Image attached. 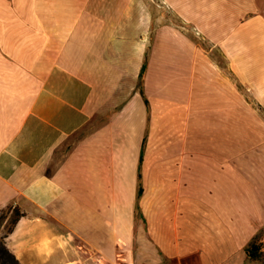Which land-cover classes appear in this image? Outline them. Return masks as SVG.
Listing matches in <instances>:
<instances>
[{
    "label": "crops",
    "instance_id": "0c3cea01",
    "mask_svg": "<svg viewBox=\"0 0 264 264\" xmlns=\"http://www.w3.org/2000/svg\"><path fill=\"white\" fill-rule=\"evenodd\" d=\"M144 1L0 0V209L22 213L3 234L20 264H264V119L232 78L264 76V47L209 36L224 67L168 25L148 36ZM163 1L207 35L239 25L240 0Z\"/></svg>",
    "mask_w": 264,
    "mask_h": 264
},
{
    "label": "rangeland",
    "instance_id": "374dc122",
    "mask_svg": "<svg viewBox=\"0 0 264 264\" xmlns=\"http://www.w3.org/2000/svg\"><path fill=\"white\" fill-rule=\"evenodd\" d=\"M143 16L144 22H148V28L146 34L151 36L154 34L159 26L168 25V28L173 33H180L190 37L201 50H210L217 60L221 62L224 67L228 66V60L223 56H220L219 51H224L225 48L220 45H215L212 38H225L230 36L231 31H236V35L239 38L238 51H244L248 47H252L256 56L261 54L263 50L264 40V27L263 25H253L251 19L260 18L261 21L264 17V0H256V3L252 5V0H240L238 22L239 25L235 26H219L217 28H207L211 33L207 35L205 28L190 25L188 22H184L178 15L172 11V9L163 0H146L143 2ZM153 21L150 24L149 19ZM150 24V25H149ZM215 30V31H214ZM254 42V44H253ZM247 47V48H246ZM261 57V56H259ZM262 59H256V64H260ZM230 70V69H229ZM260 68L254 70V68H244L240 71L245 73L236 76L232 75L233 80L238 77L239 85V98L241 101L248 103L252 106L254 112H257L264 119V76L259 72ZM257 71V72H256ZM3 215H7V210L3 211ZM8 224H6L7 226ZM6 232V227H0V236H3Z\"/></svg>",
    "mask_w": 264,
    "mask_h": 264
},
{
    "label": "trees",
    "instance_id": "16d2710c",
    "mask_svg": "<svg viewBox=\"0 0 264 264\" xmlns=\"http://www.w3.org/2000/svg\"><path fill=\"white\" fill-rule=\"evenodd\" d=\"M143 71V68L141 72ZM141 77V74L139 78ZM141 192V188H138V194L139 195ZM7 210V215H3V211ZM22 215V213L19 211L17 207L13 208H3L0 209V227L5 226L6 227V232L11 231L12 227L18 220V218ZM6 224H8L6 226ZM257 244L252 243L247 249V254L248 256H255V252L258 250ZM0 264H20V262L16 259V257L8 250L4 243L3 236H0Z\"/></svg>",
    "mask_w": 264,
    "mask_h": 264
}]
</instances>
